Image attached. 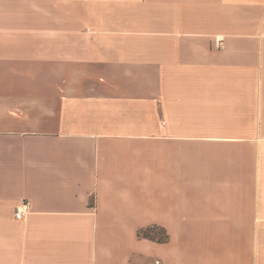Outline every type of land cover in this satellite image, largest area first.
Wrapping results in <instances>:
<instances>
[{"label": "crops", "instance_id": "0c3cea01", "mask_svg": "<svg viewBox=\"0 0 264 264\" xmlns=\"http://www.w3.org/2000/svg\"><path fill=\"white\" fill-rule=\"evenodd\" d=\"M156 260L264 264V0H0V264Z\"/></svg>", "mask_w": 264, "mask_h": 264}, {"label": "trees", "instance_id": "16d2710c", "mask_svg": "<svg viewBox=\"0 0 264 264\" xmlns=\"http://www.w3.org/2000/svg\"><path fill=\"white\" fill-rule=\"evenodd\" d=\"M139 235L159 242H166L169 239V235L166 229L158 225H153L141 229L139 231Z\"/></svg>", "mask_w": 264, "mask_h": 264}, {"label": "built area", "instance_id": "2783aa9c", "mask_svg": "<svg viewBox=\"0 0 264 264\" xmlns=\"http://www.w3.org/2000/svg\"><path fill=\"white\" fill-rule=\"evenodd\" d=\"M30 210L29 203L27 201H22L20 205L16 208L15 217L18 219H22L25 217L26 213H28ZM156 264H164L160 260H156Z\"/></svg>", "mask_w": 264, "mask_h": 264}]
</instances>
